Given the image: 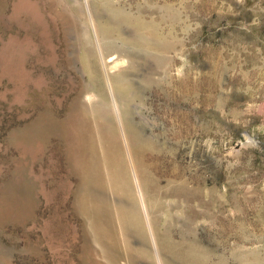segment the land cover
Instances as JSON below:
<instances>
[{"label":"rangeland","instance_id":"obj_1","mask_svg":"<svg viewBox=\"0 0 264 264\" xmlns=\"http://www.w3.org/2000/svg\"><path fill=\"white\" fill-rule=\"evenodd\" d=\"M0 264H264V0H0Z\"/></svg>","mask_w":264,"mask_h":264},{"label":"bare ground","instance_id":"obj_2","mask_svg":"<svg viewBox=\"0 0 264 264\" xmlns=\"http://www.w3.org/2000/svg\"><path fill=\"white\" fill-rule=\"evenodd\" d=\"M128 141H130V140H128Z\"/></svg>","mask_w":264,"mask_h":264}]
</instances>
